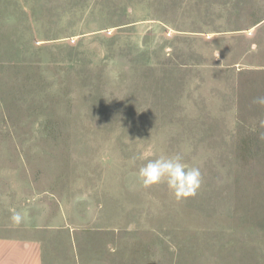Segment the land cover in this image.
Returning <instances> with one entry per match:
<instances>
[{"label":"rangeland","instance_id":"obj_1","mask_svg":"<svg viewBox=\"0 0 264 264\" xmlns=\"http://www.w3.org/2000/svg\"><path fill=\"white\" fill-rule=\"evenodd\" d=\"M259 96L264 0H0V237L37 233L45 264H264ZM177 153L195 195L142 186Z\"/></svg>","mask_w":264,"mask_h":264},{"label":"clouds","instance_id":"obj_2","mask_svg":"<svg viewBox=\"0 0 264 264\" xmlns=\"http://www.w3.org/2000/svg\"><path fill=\"white\" fill-rule=\"evenodd\" d=\"M253 103L264 106V96L256 97ZM137 175L143 187L166 184L177 199L195 195L203 183L200 167L184 163L183 155L179 153L160 155L158 158L148 160L139 168ZM12 219L20 221L22 217L20 213H14Z\"/></svg>","mask_w":264,"mask_h":264},{"label":"crops","instance_id":"obj_3","mask_svg":"<svg viewBox=\"0 0 264 264\" xmlns=\"http://www.w3.org/2000/svg\"><path fill=\"white\" fill-rule=\"evenodd\" d=\"M43 240L33 231L21 237H0V264H45Z\"/></svg>","mask_w":264,"mask_h":264}]
</instances>
